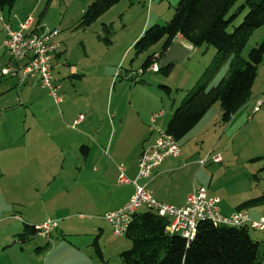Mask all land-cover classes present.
<instances>
[{"label":"rangeland","instance_id":"374dc122","mask_svg":"<svg viewBox=\"0 0 264 264\" xmlns=\"http://www.w3.org/2000/svg\"><path fill=\"white\" fill-rule=\"evenodd\" d=\"M94 1L96 0H17L12 9L2 11L0 8V17L4 16L5 22L14 31L19 30L14 28L18 20L25 21L29 17L35 20L33 28L40 25L57 30L56 43L61 45L62 51L60 59L54 58L52 61L53 84L60 87L56 94L59 102L42 85L25 89L27 84H22L20 80L18 85H9L6 82L13 78L2 75L9 56L1 47L6 32L0 22V202L3 198L1 195H7L3 199L8 203L13 196L18 200L19 195H23L25 199L28 198L26 205L32 206L27 210V217L40 220L46 216V222L50 220L58 223L51 238L37 236L22 241L20 236L24 233L26 224L13 217L15 214L21 215L17 213L19 210L14 213L11 205L2 209L0 264H123L119 256L131 248L127 238L113 235L112 228L102 217H96L100 227L96 222L91 225V203L86 201L87 194L79 190L81 186L91 182L90 172H83L79 176L58 177L48 187L51 189L45 190L49 195L59 192L62 187L72 190V198L67 203L64 201V205L60 204L62 207L57 206L58 212L68 216L67 219H56L53 206L55 202L40 204L34 185L22 190L13 189L6 182L5 176L9 168L8 154L17 146L15 142L9 141L11 136H21L24 130L31 131L32 137L40 138L43 131L47 130L49 134L51 131L54 134L56 132L55 135L58 136L49 135L48 141L41 147L45 148L46 153L62 152L67 160L66 167L70 168L75 160L68 158V155L83 158L81 147L86 145H77L74 141L76 133L84 131L80 127H71L70 122L75 117L79 121H87L86 132L90 137L91 122L102 121L108 116V111L111 112L110 122L117 114L127 118L128 122L135 120L140 123L137 111L143 119L148 113L156 111L157 115L161 112L166 117L170 115L171 120L188 92L197 90L199 86H206L208 90L228 76L229 63L213 69L217 51L207 46L193 49L181 62L174 64L169 77L161 71H142L148 57L161 52L163 42L139 54L134 49L135 43L147 29L156 25L165 26L170 22L181 0H121L90 27H79L84 11ZM246 1L238 0L231 8L229 17ZM246 14L244 12L236 18L230 31L243 22ZM263 41L264 27L255 30L250 36L242 57L248 60L251 50ZM29 80L31 83L37 81L31 78L25 81ZM31 83L28 87L35 85ZM262 92L264 93V59L252 91L254 101L264 103ZM22 93L23 100L20 99ZM253 110V106L245 109L233 124L230 121L225 125L221 120L220 103H217L195 129L179 142L187 159H206L212 153V156L220 157L221 162L218 164L209 161L207 166L199 165L197 168L202 170L197 185L205 186L211 197L219 195L220 207L227 203L237 207L243 202L264 196V109L262 108V112ZM151 118L153 119V115ZM151 127L158 128L153 123ZM163 129L167 130V127L164 126ZM59 136L64 141L55 139ZM118 136L119 132L116 133L114 146ZM32 140L34 142L31 146L37 147V139ZM24 142L23 140V145ZM89 162L91 163V159ZM143 181L147 180H141L140 184L147 185L148 188V184ZM146 210L142 208L139 212L144 213ZM259 211L264 214V206L245 212L252 216ZM4 216L6 219H3ZM250 218L253 221L260 220ZM98 235L103 257L98 255L93 246ZM251 237L264 244V232L251 230ZM76 244L79 246L75 247Z\"/></svg>","mask_w":264,"mask_h":264},{"label":"trees","instance_id":"16d2710c","mask_svg":"<svg viewBox=\"0 0 264 264\" xmlns=\"http://www.w3.org/2000/svg\"><path fill=\"white\" fill-rule=\"evenodd\" d=\"M16 1L0 0L1 10L12 9ZM120 1H94L84 11L79 27H90ZM237 1L181 0L170 22L165 26L156 25L147 29L134 45L136 53L139 54L163 42L161 52L148 57L144 63V72L151 68L156 55H159L161 62L179 37L190 43L194 49L213 47L217 51L213 69L229 63L228 76L217 86L208 90L206 86H199L197 90L188 92L182 105L174 112L166 132L178 143L195 129L215 104L220 103L221 120L226 125L252 98L259 67L264 59V41L251 50L248 60H245L242 54L253 32L264 27V0H247L229 17L231 8ZM244 12L247 14L243 22L230 31L236 18ZM173 68L174 64H169L159 68V72L169 77ZM209 71L210 68L207 70V77ZM261 206H264V196L243 202L237 206L236 212L246 213L248 209ZM170 223V219L160 217L152 210L147 209L144 213L135 214L125 236L131 243V248L119 256L121 262L264 264V244L252 239V229L248 227L215 226L202 222L194 239L187 242L180 236L168 234ZM37 236L35 227L25 225L24 233L20 237L22 241H28ZM98 238H95L93 246L101 256Z\"/></svg>","mask_w":264,"mask_h":264},{"label":"crops","instance_id":"0c3cea01","mask_svg":"<svg viewBox=\"0 0 264 264\" xmlns=\"http://www.w3.org/2000/svg\"><path fill=\"white\" fill-rule=\"evenodd\" d=\"M25 21L18 20L14 25V28L16 30L19 29L20 25ZM5 37L2 38L1 47L3 45L2 43L4 42ZM193 49L194 48L192 47V51ZM61 52V49H59L54 58L60 59V57L62 56ZM8 63L9 57L6 64L8 65ZM31 79L37 81L33 83H31V80L24 81L22 84H27L25 89H34V87L42 85L38 77ZM6 83H8L9 85H18L19 79L13 78ZM30 83L35 85H33V87H28ZM262 96L264 98L263 92ZM253 98L243 108H241L235 114V116H233V118L231 119L232 124L236 121L238 116L242 112H244L245 109L253 106V111L256 112L257 104L259 101H254ZM20 99L23 100V93ZM263 104L264 103H262L261 107L264 109ZM262 108L261 110L259 109L260 112H262ZM108 112L109 117L106 115V117L102 119V121H98L97 123L91 122V137L88 136L89 134L88 132H86V127L88 125L86 120L79 121V119H76V117L72 119V121L70 122L72 128L80 127L84 130L76 133L77 137L76 139H74L75 143L77 145L86 144L88 146L85 145L81 147V152L84 154L83 158H81L79 155H77V157L74 154L68 155V158L75 160V164L71 165L70 168L66 167L67 160L63 157L62 152L46 153L44 152L45 148L42 149L41 147V145H43L45 141H48L49 135L53 137V135L57 134L56 132L54 134L51 131L52 133L50 132L49 134L47 133V130L43 131L42 133H40V138L32 137L31 131L24 130L23 133L20 134L21 136H17L14 138L11 136L9 141L15 142L17 146L13 148V151L8 154L9 168L6 171L5 175L6 182L13 189L18 190H22L30 185H34V187H36L35 191L37 200L40 201V204H52L55 202L53 206L55 208V215L57 216L56 219L61 220L67 219L68 216L60 214L58 212L57 206L60 204L64 205V201H66L67 203L72 198V190L70 188L62 187L59 189V192L55 191L54 193H52L53 195H49L50 193L45 192V190L51 189L48 187L53 185V183L57 181L58 177H65L70 175L79 176L83 172L87 171L91 173V182L85 184L84 186H81L79 190H82L83 192H85V194H87L86 201H88V203H91V225H94L92 224V222H96V217H102L104 220V216L106 214L122 208L129 202V200L133 196L135 187L132 183H120L119 180L121 172L119 170V166L123 165V167L125 168L126 177L129 180H134L138 173V163L144 148L153 144L157 138V134L153 131L151 123H153L154 126L158 127V129L166 131L165 129H163V127H167V124L170 120V115H167L166 117V115L164 116V113L161 112L163 113L161 117H165V119L160 120L161 117H158L154 120V122H152L153 119L151 117L152 115H157L156 111L148 113L147 116H144V119L142 118L140 112L137 111V118L140 120V123L136 122L135 120L128 122L127 118L122 117V115L118 116L117 114L115 115L114 120H111L110 122L109 118L111 112ZM117 132H119L120 136H118L116 146H114ZM32 138H34V140L37 139V147L31 146L34 142ZM55 139L64 141L61 136L56 137ZM23 140L25 141L24 145L22 144ZM90 159L91 163L89 162ZM203 160L205 159L198 160L197 158L193 157L187 159L186 157H184V151L182 149V155L179 158L168 159L157 170L156 175L152 179L143 182L148 184V188L151 190L153 197L158 202L177 208L182 207L186 204L188 197L192 194V191L195 187H205L202 185H197L198 177L202 173V170H197V168L200 165L199 162ZM40 192H42V194L39 195ZM5 196L7 195H1V198L3 197L4 199H6ZM212 197H217L218 199H220L219 195ZM3 198L0 202V211L8 207V205H11V208H14V213L19 210L17 213L22 215H13L14 220H20L26 225L35 228L46 222V216L40 220H34L31 217H27V210H30L32 206L26 205L25 201L28 198L25 199L23 195H19L18 200L16 196H13L9 203L6 202ZM235 207L236 206L234 204L229 205L227 203L224 206L222 205L220 207V211L224 215H231L236 212L237 207ZM234 208L235 210H233ZM250 217L255 219H262L264 218V214L259 211L257 213H254V215ZM3 219H6V217ZM65 221L62 222L67 223ZM95 224L100 227L99 223L96 222ZM99 230H101L102 233L104 232L101 228H99ZM96 237H99L98 239H100V235ZM78 246L79 244H76L75 247ZM79 249L80 248H78V250ZM101 257H103L102 252Z\"/></svg>","mask_w":264,"mask_h":264},{"label":"built area","instance_id":"2783aa9c","mask_svg":"<svg viewBox=\"0 0 264 264\" xmlns=\"http://www.w3.org/2000/svg\"><path fill=\"white\" fill-rule=\"evenodd\" d=\"M3 23L6 37L3 49L9 56V63L2 70L3 77L18 78L22 83L29 78H39L44 89L57 99L59 86L53 84L52 61L60 49L56 43L57 30H50L35 24V20L29 17L19 27L18 31L12 30L5 22L4 16L0 17ZM150 70L159 72V55H156ZM262 106L257 104L256 111ZM163 113L153 116V121ZM157 138L155 142L144 148L138 165V173L134 180H129L125 175V168L119 166L120 183H132L135 191L131 199L122 208L110 212L104 216L105 222L112 228L115 237H125L135 214L142 208L156 212L160 217L170 219L167 232L171 236H180L187 242H191L196 236L200 223L209 222L215 226L248 227L256 232L264 231V218L253 221L244 212H234L224 215L220 211V199L211 197L205 187H195L187 202L182 207H173L155 200L147 185L140 184L141 180H150L165 161L171 158H179L182 155L180 144L166 131L153 128ZM221 162L220 157L212 155L200 161L202 167ZM58 227L55 221H47L36 228L38 236L50 238L51 233Z\"/></svg>","mask_w":264,"mask_h":264},{"label":"water","instance_id":"95a60500","mask_svg":"<svg viewBox=\"0 0 264 264\" xmlns=\"http://www.w3.org/2000/svg\"><path fill=\"white\" fill-rule=\"evenodd\" d=\"M192 47L193 46L190 43L186 42L182 38L176 39L166 53L163 61L160 63V67L181 62L185 56L191 53Z\"/></svg>","mask_w":264,"mask_h":264}]
</instances>
